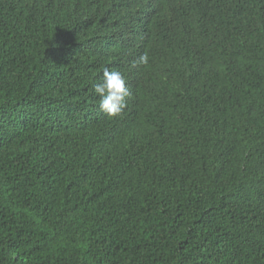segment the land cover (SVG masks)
Masks as SVG:
<instances>
[{"label": "trees", "instance_id": "obj_1", "mask_svg": "<svg viewBox=\"0 0 264 264\" xmlns=\"http://www.w3.org/2000/svg\"><path fill=\"white\" fill-rule=\"evenodd\" d=\"M0 264H264V0H0Z\"/></svg>", "mask_w": 264, "mask_h": 264}, {"label": "clouds", "instance_id": "obj_2", "mask_svg": "<svg viewBox=\"0 0 264 264\" xmlns=\"http://www.w3.org/2000/svg\"><path fill=\"white\" fill-rule=\"evenodd\" d=\"M136 63L147 65L149 57L147 53L141 55ZM92 91L99 97V108L109 117L120 115L127 107V97L130 96L129 88L126 87L125 76L120 71L103 69L100 81L93 85Z\"/></svg>", "mask_w": 264, "mask_h": 264}]
</instances>
